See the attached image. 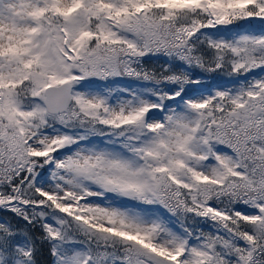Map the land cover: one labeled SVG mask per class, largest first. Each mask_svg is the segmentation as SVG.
Segmentation results:
<instances>
[{
	"label": "snow or ice",
	"instance_id": "snow-or-ice-1",
	"mask_svg": "<svg viewBox=\"0 0 264 264\" xmlns=\"http://www.w3.org/2000/svg\"><path fill=\"white\" fill-rule=\"evenodd\" d=\"M0 213V264H264V0H0Z\"/></svg>",
	"mask_w": 264,
	"mask_h": 264
},
{
	"label": "trees",
	"instance_id": "trees-1",
	"mask_svg": "<svg viewBox=\"0 0 264 264\" xmlns=\"http://www.w3.org/2000/svg\"><path fill=\"white\" fill-rule=\"evenodd\" d=\"M163 63V60H159V61H157V60H149V61H147V66L148 67H158L160 64H162ZM119 81H128V80H126V79H124V80H119ZM208 81H213L212 79H209ZM2 215H5L4 213H0V216H2Z\"/></svg>",
	"mask_w": 264,
	"mask_h": 264
},
{
	"label": "rangeland",
	"instance_id": "rangeland-1",
	"mask_svg": "<svg viewBox=\"0 0 264 264\" xmlns=\"http://www.w3.org/2000/svg\"><path fill=\"white\" fill-rule=\"evenodd\" d=\"M214 81H207V84L205 85L206 87H210L212 84H213ZM117 83L119 84H122V85H127L129 83H131L130 81H125V82H122V81H117ZM200 90L199 87L197 86H194L190 92V94L194 93V92H198Z\"/></svg>",
	"mask_w": 264,
	"mask_h": 264
}]
</instances>
